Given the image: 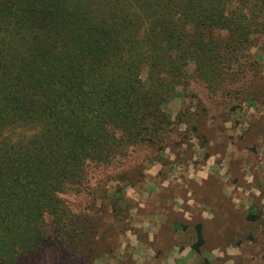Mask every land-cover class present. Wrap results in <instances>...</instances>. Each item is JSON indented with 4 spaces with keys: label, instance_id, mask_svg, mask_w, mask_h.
Returning a JSON list of instances; mask_svg holds the SVG:
<instances>
[{
    "label": "trees",
    "instance_id": "16d2710c",
    "mask_svg": "<svg viewBox=\"0 0 264 264\" xmlns=\"http://www.w3.org/2000/svg\"><path fill=\"white\" fill-rule=\"evenodd\" d=\"M263 17L264 0H0V264L39 251L87 160L165 130L191 64L217 87Z\"/></svg>",
    "mask_w": 264,
    "mask_h": 264
},
{
    "label": "rangeland",
    "instance_id": "374dc122",
    "mask_svg": "<svg viewBox=\"0 0 264 264\" xmlns=\"http://www.w3.org/2000/svg\"><path fill=\"white\" fill-rule=\"evenodd\" d=\"M187 71L165 130L87 160L58 194L66 217H46L45 243L22 264H264V28L217 87Z\"/></svg>",
    "mask_w": 264,
    "mask_h": 264
}]
</instances>
